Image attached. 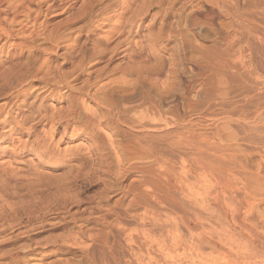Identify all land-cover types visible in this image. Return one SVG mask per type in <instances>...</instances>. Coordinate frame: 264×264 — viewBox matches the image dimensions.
Masks as SVG:
<instances>
[{"label":"rangeland","instance_id":"374dc122","mask_svg":"<svg viewBox=\"0 0 264 264\" xmlns=\"http://www.w3.org/2000/svg\"><path fill=\"white\" fill-rule=\"evenodd\" d=\"M254 1L0 0V264H264Z\"/></svg>","mask_w":264,"mask_h":264},{"label":"bare ground","instance_id":"6f19581e","mask_svg":"<svg viewBox=\"0 0 264 264\" xmlns=\"http://www.w3.org/2000/svg\"><path fill=\"white\" fill-rule=\"evenodd\" d=\"M203 2H204V0H203ZM206 2V1H205ZM214 2H215V0H214ZM254 0H248V4H247V8L246 9H249L250 7H252L253 5H254ZM205 5V10L207 11V17L206 16H204V15H206V14H202L203 15V17H206V19L205 20H207L208 21V23H210L211 25H215V21L220 17V15L222 14V12L223 11H221L220 9L219 10H217V9H215V8H210L209 7V5L208 4H204ZM225 9H227V8H225ZM227 11V10H226ZM229 11V10H228ZM228 13V15H229V12H227ZM232 12H230V14H231ZM225 14V13H224ZM233 15V14H232ZM200 16H201V13H200ZM209 16V17H208ZM202 17V16H201ZM191 19V18H190ZM206 21V22H207ZM217 32H219V31H217ZM181 34L183 35V33L181 32ZM184 35H185V33H184ZM184 38L186 37V35L185 36H183ZM183 38V39H184ZM182 40V39H181ZM185 40V39H184ZM188 40V39H187ZM187 41H185V42H183L182 41V43L183 44H185ZM189 42V41H188ZM187 42V43H188ZM247 42H248V40H247ZM190 44V43H189ZM229 44V43H228ZM187 46H188V44H186ZM182 46V45H181ZM180 46V47H181ZM185 47V46H183L182 47V49L184 48V50L186 49V48H188V47ZM227 47V49H229V46L230 45H226ZM249 46H252V43L251 42H249ZM190 47V46H189ZM181 49V48H180ZM251 50V49H250ZM225 51H226V49H225ZM185 52V51H184ZM227 52V51H226ZM216 53V52H215ZM218 55V54H217ZM216 54H215V56H217ZM216 59H218V62L219 63H223V67L224 68H228V70H229V68L231 67L230 66V64L228 63V62H226V61H222V59H220L218 56H217V58ZM217 60H215V62H216ZM218 62H216L217 64H218ZM221 63V64H222ZM221 65H219V67H220ZM236 67V66H235ZM224 68H223V70H222V72L221 73H223L226 77H227V80L229 81V83L231 82V83H236V84H238V86L240 85V87H243L242 86V84L244 83V82H246L245 80V77H244V75H243V73H241V72H239L238 70H233L234 72L233 73H230V72H226L225 70H224ZM233 68V67H232ZM217 71V70H216ZM224 71V72H223ZM230 71H232V70H230ZM225 77V78H226ZM65 79V78H64ZM65 82V81H64ZM63 82V83H64ZM246 84H247V82H246ZM65 85H68V84H65ZM252 86V85H251ZM244 87H246L245 86V84H244ZM247 88H249V87H247ZM252 88V87H251ZM244 89V88H243ZM253 89V88H252ZM50 91V90H49ZM251 91V90H250ZM251 94V93H250ZM254 94H256V93H254ZM253 95V94H252ZM259 95V94H258ZM249 96V95H248ZM260 96V95H259ZM264 96V95H263ZM129 97V96H128ZM262 97V96H261ZM114 98V97H113ZM123 98V97H122ZM248 98H250V96L248 97ZM247 98V99H248ZM256 98V97H255ZM264 98V97H263ZM106 99V98H105ZM104 99V100H105ZM146 101H147V103L153 108V109H156L157 107H158V104L157 103H155V102H153L152 100H150V99H152V98H150V97H146ZM246 99V100H247ZM258 99V98H257ZM122 100V99H121ZM127 100H130V99H126V101ZM245 101V100H244ZM249 101V100H248ZM261 101V100H260ZM104 102V101H103ZM105 102H108L109 103V106L112 108V110L113 111H111L112 112V114H110L109 115V117H112L113 115V117H117V116H119V115H121L122 113H123V109H122V102H121V104H119L118 102H116V100H114V101H112V98H107L106 100H105ZM105 102H104V104H105ZM124 102V101H123ZM126 103H129V102H126ZM260 103H263V104H261V105H264V100L262 99V101L260 102ZM259 103V104H260ZM260 106V105H259ZM264 107V106H263ZM260 108H262V107H260ZM259 108V109H260ZM170 110H172L171 108H170ZM169 110V111H170ZM256 110H258V109H256ZM263 110H264V108H263ZM109 111V110H108ZM107 111V112H108ZM260 112V111H259ZM110 113V112H109ZM107 114V113H106ZM258 114V113H257ZM89 115V114H88ZM228 115V114H227ZM230 115V114H229ZM254 115V114H253ZM256 115V114H255ZM107 116V115H106ZM225 117H226V115H224ZM223 116V117H224ZM260 116H261V114H260ZM51 117V116H50ZM85 117H86V115H85ZM91 117V116H90ZM108 117V116H107ZM224 117V118H225ZM231 117V116H230ZM230 117L228 116V117H226V119H228V120H230ZM243 118H244V116H242ZM242 117H241V119L240 120H242ZM245 117H246V115H245ZM41 117H39L38 119H40ZM92 118V117H91ZM232 118V117H231ZM253 118V117H252ZM251 118V119H252ZM262 119L264 118L263 116L261 117ZM260 118V119H261ZM109 119H113V118H109ZM92 120V119H91ZM114 120V119H113ZM113 120H112V122H113ZM116 120H119V119H117L116 118ZM259 120V119H258ZM40 121V120H39ZM93 121V120H92ZM120 121V120H119ZM142 121H143V119H142ZM242 121H245V120H242ZM248 121V120H247ZM251 121H253V120H251ZM87 122V121H86ZM115 122V121H114ZM263 122H264V120H263ZM118 124V121L117 122H115V124ZM248 123H251L250 122V119H249V122ZM116 124V125H117ZM143 124H144V122H143ZM143 124H141V125H139V129H138V131L140 130V129H145L146 128V123L143 125ZM245 124H247L246 123V121H245ZM252 124V123H251ZM251 124H249L250 126H251ZM256 124H258L257 122H256ZM262 124H264V123H262ZM261 124V125H262ZM31 125V124H30ZM115 125V127L117 128V126ZM248 125V126H249ZM121 126V125H120ZM119 126V127H120ZM249 126V127H250ZM252 126H253V124H252ZM251 126V127H252ZM255 126V125H254ZM253 126V127H254ZM260 126V125H259ZM30 127V126H29ZM252 127V128H253ZM256 127V126H255ZM31 128V127H30ZM130 128H132V126H130ZM248 128V127H247ZM258 128V127H257ZM118 129V128H117ZM147 129H149L150 131L152 130V132L153 131H157L158 130V127H156V126H153V127H147ZM259 129V128H258ZM65 130V129H64ZM121 130H124V129H121ZM133 130V129H132ZM254 130H256V129H254ZM119 132H124V131H120V130H118ZM148 131V130H147ZM259 131H260V129H259ZM125 132H127V130L125 131ZM128 134H131V133H129V132H127ZM257 133V132H256ZM120 134V133H119ZM123 135L122 136H126V135H124V133H122ZM127 134V135H128ZM141 134H143V135H145V136H147L148 137V140H144V143H145V145L147 146H142V143H143V141L141 140V139H139V137H137V136H135V135H128V137H125L124 139L125 140H123L122 142H123V145H125V146H122V147H127L128 149H126V150H131L132 152H134V154H136L137 152H139L140 151V153H144L143 151H145V153H144V155L145 156H147V154L148 153H150V149H151V147H152V143L151 142H148L149 140L150 141H154L155 139H158V138H160L161 137V135L160 134H151V133H146V134H144V133H141ZM141 134H138V135H141ZM251 134V133H250ZM149 135V136H148ZM121 136V137H122ZM145 136H143L144 137V139H147V137L145 138ZM253 136V135H252ZM258 136V135H257ZM123 138V137H122ZM141 140L140 142H141V144H140V142L138 141V140ZM143 139V138H142ZM154 139V140H153ZM95 142H97V141H95ZM151 146V147H150ZM154 147V146H153ZM148 148V149H147ZM125 149H123V150H125ZM131 151H129V153L131 152ZM154 152V151H153ZM152 152V153H153ZM128 153V152H127ZM147 153V154H146ZM152 153H150V154H152ZM130 154H132V153H130ZM155 154V153H154ZM153 154V156H155V158H156V156L157 155H154ZM136 155H139V154H136ZM136 155H135V157H136ZM133 157H134V155H132ZM144 157V156H143ZM139 158V157H138ZM146 158V157H145ZM154 158V159H155ZM157 159V158H156ZM46 160V159H45ZM153 161V160H152ZM155 162V161H154ZM159 182V181H158ZM157 184H159V183H156V185Z\"/></svg>","mask_w":264,"mask_h":264}]
</instances>
